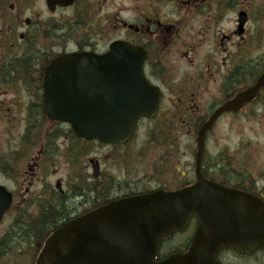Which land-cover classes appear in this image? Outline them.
<instances>
[{
  "label": "flooded vegetation",
  "instance_id": "obj_1",
  "mask_svg": "<svg viewBox=\"0 0 264 264\" xmlns=\"http://www.w3.org/2000/svg\"><path fill=\"white\" fill-rule=\"evenodd\" d=\"M118 41L141 51L159 106L124 143L87 140L48 114L47 70ZM109 76L94 75L100 97L112 94ZM224 106L205 135L201 173L264 202V0H0L1 204L11 198L0 264H36L46 233L113 201L194 184L199 132ZM182 146L191 159L183 171ZM63 204L47 229L44 207ZM197 226L191 216L176 232H189L183 251Z\"/></svg>",
  "mask_w": 264,
  "mask_h": 264
},
{
  "label": "water",
  "instance_id": "obj_2",
  "mask_svg": "<svg viewBox=\"0 0 264 264\" xmlns=\"http://www.w3.org/2000/svg\"><path fill=\"white\" fill-rule=\"evenodd\" d=\"M143 60L137 47L121 41L101 55L58 58L47 70L44 87L51 119L69 123L87 140L128 141L140 118L153 117L160 102L144 75ZM65 71L74 75L67 80ZM99 72L103 79L112 73L111 95L96 94L94 75ZM75 73H85L86 81L76 82ZM108 82L102 85L110 88ZM226 109L220 108L199 132L194 184L116 200L66 222L46 240L37 264H220L224 249L264 250V202L201 173L205 135ZM1 199L0 189V219L11 203L10 197L4 204ZM190 216L197 217L198 226L187 251L157 260L162 240L184 230Z\"/></svg>",
  "mask_w": 264,
  "mask_h": 264
},
{
  "label": "rangeland",
  "instance_id": "obj_3",
  "mask_svg": "<svg viewBox=\"0 0 264 264\" xmlns=\"http://www.w3.org/2000/svg\"><path fill=\"white\" fill-rule=\"evenodd\" d=\"M19 127V124L17 125ZM217 135L219 136L217 145L220 147L224 144L223 139L221 138L222 130H217ZM213 143V142H212ZM214 146V144H212ZM182 165L181 170L186 169L188 166L191 165V159L187 153H185L184 146H182ZM189 232L184 234L175 235L172 237L169 242H166L164 247L162 248V253L167 254L170 250H174L177 246H180L182 240L186 238ZM257 255L252 254H240L239 252L232 250V251H225L220 256V261L224 264H264V253L258 252Z\"/></svg>",
  "mask_w": 264,
  "mask_h": 264
},
{
  "label": "trees",
  "instance_id": "obj_4",
  "mask_svg": "<svg viewBox=\"0 0 264 264\" xmlns=\"http://www.w3.org/2000/svg\"><path fill=\"white\" fill-rule=\"evenodd\" d=\"M65 212L66 211H65V205L64 204L61 207L57 208V209H55L54 207L53 208H50V207H46L45 208L44 207L43 214H42V218L39 221H41L42 223H44V225L47 224V229H48V228H50L52 226H55L57 224L58 220L60 218H63L62 215ZM54 230H56V228L53 229V231ZM53 231H49L46 234H51ZM43 232L44 231L38 232V235L40 233H43ZM176 251H181L182 252V249L181 248H178V249H176ZM225 251H227V250H225ZM256 253H258V252H256ZM256 253H252V255H257ZM221 263H222V261H221ZM222 264H224V263H222Z\"/></svg>",
  "mask_w": 264,
  "mask_h": 264
}]
</instances>
